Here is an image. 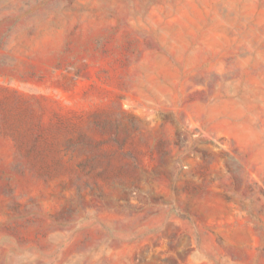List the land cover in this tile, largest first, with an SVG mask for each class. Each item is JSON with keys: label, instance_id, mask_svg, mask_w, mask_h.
Returning <instances> with one entry per match:
<instances>
[{"label": "rangeland", "instance_id": "1", "mask_svg": "<svg viewBox=\"0 0 264 264\" xmlns=\"http://www.w3.org/2000/svg\"><path fill=\"white\" fill-rule=\"evenodd\" d=\"M0 264H264V0H0Z\"/></svg>", "mask_w": 264, "mask_h": 264}]
</instances>
